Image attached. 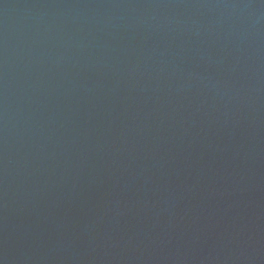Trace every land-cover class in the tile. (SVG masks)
Instances as JSON below:
<instances>
[{
  "label": "water",
  "instance_id": "95a60500",
  "mask_svg": "<svg viewBox=\"0 0 264 264\" xmlns=\"http://www.w3.org/2000/svg\"><path fill=\"white\" fill-rule=\"evenodd\" d=\"M0 264H264V0H0Z\"/></svg>",
  "mask_w": 264,
  "mask_h": 264
}]
</instances>
